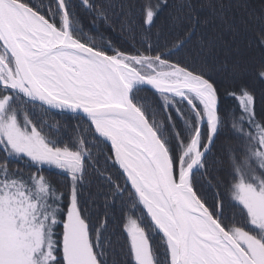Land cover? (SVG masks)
Returning a JSON list of instances; mask_svg holds the SVG:
<instances>
[{
	"label": "snow or ice",
	"instance_id": "obj_1",
	"mask_svg": "<svg viewBox=\"0 0 264 264\" xmlns=\"http://www.w3.org/2000/svg\"><path fill=\"white\" fill-rule=\"evenodd\" d=\"M236 12L264 51V0H0V264H264Z\"/></svg>",
	"mask_w": 264,
	"mask_h": 264
},
{
	"label": "trees",
	"instance_id": "obj_2",
	"mask_svg": "<svg viewBox=\"0 0 264 264\" xmlns=\"http://www.w3.org/2000/svg\"><path fill=\"white\" fill-rule=\"evenodd\" d=\"M258 6V0H255ZM83 22L85 27H89V17L85 15L84 13H81ZM235 23L240 28V35L236 38L235 42L233 43V48H239L240 52L239 55L241 58L245 61L253 62V61H259L262 57H264V51L261 50L259 45L256 43V34L259 29V24L258 23H252L250 24L247 29L243 25H241L240 18H241V13L236 12L235 13ZM106 35H109L111 39L113 40L114 43L117 45H122L123 44V38L118 34V33H113V32H108ZM230 39V37H227ZM235 55V54H234ZM251 82V86L255 89L257 92V95L259 97L260 92L262 89H264V85H261L259 82H252L251 78H249ZM224 106L230 107L231 106V101L230 100H225ZM259 107V105H258ZM52 176L53 180L59 179L54 175V173H50Z\"/></svg>",
	"mask_w": 264,
	"mask_h": 264
}]
</instances>
